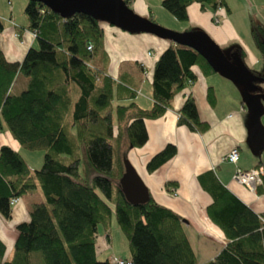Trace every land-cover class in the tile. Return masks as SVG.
I'll return each mask as SVG.
<instances>
[{
	"label": "trees",
	"instance_id": "trees-1",
	"mask_svg": "<svg viewBox=\"0 0 264 264\" xmlns=\"http://www.w3.org/2000/svg\"><path fill=\"white\" fill-rule=\"evenodd\" d=\"M26 1L22 28L31 32L33 44L20 61L6 60L0 50V134L5 131L19 146L41 149L43 155L39 168L30 169L18 151L0 145V217L10 218L16 203L10 204L12 198L38 188L42 200L31 205L27 220L15 225L9 255L0 240V264H112L108 258L97 259L94 249L97 225L107 233L110 203L127 239L130 264H198L178 214L149 194L139 204L125 199L118 183L123 164L118 160L113 170L111 141L124 139L125 149L142 146L147 139L144 120L160 117L172 97L194 81L191 67L203 75L215 72L195 50L166 39L168 45L153 65L152 105L140 108L132 101L135 87L91 64L93 55L103 52L102 21L79 11L62 17L38 1ZM123 1L129 6V0ZM192 3L210 11L212 23L214 16L220 18L219 10L229 12L224 0H160L178 21L187 20ZM254 24L250 34L264 57V27ZM19 77L24 85L13 92ZM213 97L208 87L206 98L211 103ZM177 124L194 132L208 127L198 118L190 94L178 109ZM81 148L83 177L77 171ZM175 152L173 144H165L146 161L145 170L151 173ZM201 179L211 197L207 217L226 239L203 264H264V213L245 207L210 172ZM260 179L256 193H264V171Z\"/></svg>",
	"mask_w": 264,
	"mask_h": 264
},
{
	"label": "crops",
	"instance_id": "crops-1",
	"mask_svg": "<svg viewBox=\"0 0 264 264\" xmlns=\"http://www.w3.org/2000/svg\"><path fill=\"white\" fill-rule=\"evenodd\" d=\"M241 1V7L234 10L237 15L244 13V7L253 9L259 4V0ZM224 2L229 12L224 16L225 12L220 15L222 19L220 18L216 25L210 20L211 12L201 11L196 3L190 4L186 9L187 26H180L179 21L160 6V0H156L154 5L169 24L168 28L188 31L191 25L195 30L208 34L219 48L227 50L229 61L241 54L240 60L244 66L251 73L253 71L255 75H262V71L259 73L254 70L258 68L262 55L260 56L252 40H245L240 34L239 24L232 20L229 0ZM132 3L131 9L134 13L143 18L150 16L155 20L156 14L154 8L150 7V0H132ZM10 9V6H7L9 12ZM253 12L255 13L254 9ZM1 14L0 20L3 18L4 23L1 22L3 29L0 32V50L6 60L20 61L28 46L33 44L34 37L29 30L16 25L11 14L5 17H1ZM255 14L256 16H251L250 13L246 19L244 13L245 21L248 24L262 25L264 20ZM100 27L103 52L94 54L90 60L91 64L114 79L119 76L126 80L136 89L132 101L140 108H149L152 105L153 65L158 54L168 45V41L150 33L126 32L104 21L100 22ZM252 49L257 51L256 54ZM191 70L195 75L194 81L172 97L166 111L158 118L144 120L147 132L145 143L136 148H124V152L146 185L150 197L186 221L182 222L183 231L197 263L203 264L217 255L226 239L222 230L207 217L206 207L211 203V197L202 186V175L210 172L237 200L259 215L264 213V193H256V190L254 193L249 192L232 179V174L236 167L249 169L258 163L264 167V159L259 154L251 153L246 144L251 125L242 103L240 85L220 73L203 75L196 66H192ZM22 85L23 80L21 87ZM208 87L212 89L214 96L211 103L206 98ZM186 94L192 96L198 118L208 125L203 132H194L185 125L177 124V112ZM167 143L173 144L176 152L160 167L148 173L145 170L146 161ZM2 144L18 152L21 147L5 131L0 134V145ZM232 146H236L238 152L246 159L238 162V153L235 164L225 161L223 156ZM27 166L30 169L37 168L29 164ZM203 181L206 183L205 179ZM40 197L41 193L37 189L24 194L12 205L9 219L0 217V240L5 246L6 255L15 238V225L28 219L31 205L40 202ZM105 235L107 236V233Z\"/></svg>",
	"mask_w": 264,
	"mask_h": 264
},
{
	"label": "water",
	"instance_id": "water-1",
	"mask_svg": "<svg viewBox=\"0 0 264 264\" xmlns=\"http://www.w3.org/2000/svg\"><path fill=\"white\" fill-rule=\"evenodd\" d=\"M49 10L67 17L79 11L89 14L100 21L113 25L123 31L145 32L169 39L173 43L184 45L195 50L209 64L211 69L223 76L242 84V103L248 113L251 131L246 138V144L251 153H258L264 146V129L259 122V99L264 100V94L252 92L255 81L264 82L244 66L238 57L231 61L226 59L219 47L203 31L176 32L166 29L155 22L136 15L123 0H34ZM123 172L119 178V187L125 199L131 204H139L148 198V190L136 170L124 157ZM182 222H186L182 219Z\"/></svg>",
	"mask_w": 264,
	"mask_h": 264
},
{
	"label": "rangeland",
	"instance_id": "rangeland-1",
	"mask_svg": "<svg viewBox=\"0 0 264 264\" xmlns=\"http://www.w3.org/2000/svg\"><path fill=\"white\" fill-rule=\"evenodd\" d=\"M150 1H151L150 7L154 8L153 11L156 14V18L153 21L157 25H160L166 29L172 30V29L167 27L169 24H167V22L163 18V16H161L160 13L156 10L157 7L154 5V4H156V0H150ZM236 1H238V3ZM255 1H257V0H255ZM26 2H27L26 0H0V13H2L1 17H5V15L11 14V17H12L14 23L16 25L23 26L24 24H26V17H25L24 12H23V9H24ZM241 3H242L241 0H229L231 12H232L231 16L233 17L232 20L234 21V23L239 24V28H238L239 32L245 38V40H247V39L252 40L250 30H251V28L254 27L255 24L254 25L252 23L248 24V22L245 21L243 14L245 13L246 19H247L250 16V13H251V16H256L255 13H257L259 16V17L258 16L257 17L259 19L261 18L262 20H264V0H259V4L257 5V7H253L255 13L253 12V9L251 7H249L248 9H246V7H244V13L242 12V13L237 15L234 13V10H236V8H240ZM132 4H133L132 0H130V2H129L130 8H131ZM7 6H10L11 12H9L7 10ZM223 13H224L223 10L218 11V14H220L221 16ZM224 15H226V13H224L223 16ZM221 16H220V18L222 19ZM1 20H2L1 22L4 23L3 18H1ZM179 24H180V26L181 25L182 26L188 25L187 21L186 22L185 21H179ZM237 24H236V26L238 27ZM262 25L264 26V21H262ZM188 29H189L188 31H177V30H173V31H176V32H197V30H195L194 27H191V25ZM208 37H210V36L208 35ZM252 42H253V40H252ZM220 48H219V50L222 53V55L226 59L229 60V52L227 50H224L223 48H221L222 49L221 50ZM253 52L256 54L257 51L255 52L253 50ZM257 67L258 68H255L254 70L257 72L259 71V73H260V71H262L261 73L263 74V72H264V57L263 56H261L260 63L258 64ZM252 73L254 74L253 71H252ZM257 76H261V75H257ZM22 80H24L22 77H19L17 79V82L13 85V88H12L13 92H18L19 89H21ZM238 84L240 85V94H241L242 84H240V83H238ZM253 84H254V88L252 89V92H254L256 94H264V82L255 81ZM245 111H246V109H245ZM259 122L264 129V100L263 99H259ZM113 129H114V133H115L116 132L115 119H114ZM72 132H73V130H72ZM111 142L113 145L112 167H113V170H115L118 160H122V155H123V151L125 148V140L120 139L118 144L116 143V141L114 139ZM18 149H19V153H20L21 157H23V159L26 161L27 164L31 165L32 167L39 168V166L41 165V162H42V155H43V151L41 149L29 150V149H26L24 147H19ZM238 153L240 155L238 162H241V161L246 159V157H244L243 154H240V152H238ZM255 154L261 155L264 159V146L258 153H255ZM82 158H83V150L81 148L80 160H79L78 166H77L78 174L81 177H83L85 175V172L83 171ZM37 168H35V169H37ZM93 173H94L93 171H89L88 174L91 176ZM113 182L115 183V181H113ZM37 190H39V189L37 188ZM41 200H42V198L40 197V201ZM109 205L112 209V213L110 214L107 236L105 235L106 232L104 231L103 226L100 224L97 225L96 237H95V242H94L95 256L99 260L106 259L112 255L115 257H118V258L128 259L129 250H128V245H127V239L125 238L123 233L120 231V229L118 228V226L115 222L113 205L111 203Z\"/></svg>",
	"mask_w": 264,
	"mask_h": 264
},
{
	"label": "built area",
	"instance_id": "built-area-1",
	"mask_svg": "<svg viewBox=\"0 0 264 264\" xmlns=\"http://www.w3.org/2000/svg\"><path fill=\"white\" fill-rule=\"evenodd\" d=\"M214 23L219 21L217 16L213 17ZM91 45L87 46V49H90ZM223 159L229 163L235 164L238 159V150L236 146L230 147L223 156ZM264 171L263 166H254L249 169H240L238 167L235 168L232 179L243 185L249 192L254 193L256 186L261 183V175ZM18 201V198L10 199V204H14ZM109 261L112 264H130V262L126 259L118 258L115 256H110Z\"/></svg>",
	"mask_w": 264,
	"mask_h": 264
}]
</instances>
